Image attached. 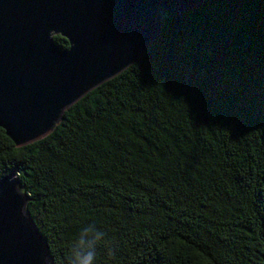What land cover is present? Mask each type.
Segmentation results:
<instances>
[{
    "label": "trees",
    "instance_id": "trees-1",
    "mask_svg": "<svg viewBox=\"0 0 264 264\" xmlns=\"http://www.w3.org/2000/svg\"><path fill=\"white\" fill-rule=\"evenodd\" d=\"M9 174L54 264H264V0L162 13L49 136L0 129Z\"/></svg>",
    "mask_w": 264,
    "mask_h": 264
},
{
    "label": "water",
    "instance_id": "water-1",
    "mask_svg": "<svg viewBox=\"0 0 264 264\" xmlns=\"http://www.w3.org/2000/svg\"><path fill=\"white\" fill-rule=\"evenodd\" d=\"M205 1L0 0V129L18 148L46 138L65 111L150 49L162 13L182 16ZM27 202L13 174L0 179V264H54Z\"/></svg>",
    "mask_w": 264,
    "mask_h": 264
}]
</instances>
